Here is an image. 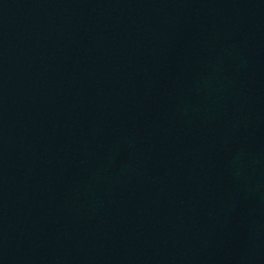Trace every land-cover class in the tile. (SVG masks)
I'll return each instance as SVG.
<instances>
[{
	"label": "water",
	"instance_id": "95a60500",
	"mask_svg": "<svg viewBox=\"0 0 264 264\" xmlns=\"http://www.w3.org/2000/svg\"><path fill=\"white\" fill-rule=\"evenodd\" d=\"M0 264H264V0H0Z\"/></svg>",
	"mask_w": 264,
	"mask_h": 264
}]
</instances>
